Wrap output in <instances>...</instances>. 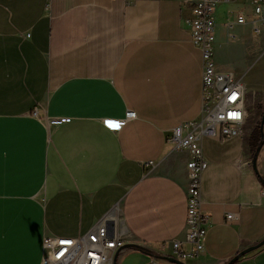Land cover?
Here are the masks:
<instances>
[{"label": "crops", "instance_id": "0c3cea01", "mask_svg": "<svg viewBox=\"0 0 264 264\" xmlns=\"http://www.w3.org/2000/svg\"><path fill=\"white\" fill-rule=\"evenodd\" d=\"M196 1L0 0V264H41L45 236L77 237L115 206L117 264H175L189 154L168 138L202 112L203 56L186 23ZM251 1L216 3L215 61L264 110V31L236 22ZM259 125L201 137L208 231L186 263L229 264L264 239ZM232 264H264V245Z\"/></svg>", "mask_w": 264, "mask_h": 264}, {"label": "built area", "instance_id": "2783aa9c", "mask_svg": "<svg viewBox=\"0 0 264 264\" xmlns=\"http://www.w3.org/2000/svg\"><path fill=\"white\" fill-rule=\"evenodd\" d=\"M220 1L199 0L192 6L186 23L192 30V41L202 51V112L198 119L177 126L168 138L177 149L188 151L186 167L187 218L185 237L171 245V256L184 262L198 257L204 251L208 217L202 211V174L206 160L201 145L203 136L231 137L242 132L246 122L248 93L240 77L233 72H222L215 61L216 19L215 7ZM253 15H236L237 23L250 21L255 32L264 30V0H252ZM231 26V24H229ZM137 117L134 110L126 112L125 120ZM62 118L60 122H68ZM124 121L107 119L121 125ZM153 163V162H152ZM234 215L229 213L227 220ZM119 207L115 206L86 233L77 237L45 236L41 264H114L115 256L125 247L124 229L119 227ZM189 244V249L185 245ZM165 249V245H161Z\"/></svg>", "mask_w": 264, "mask_h": 264}, {"label": "water", "instance_id": "95a60500", "mask_svg": "<svg viewBox=\"0 0 264 264\" xmlns=\"http://www.w3.org/2000/svg\"><path fill=\"white\" fill-rule=\"evenodd\" d=\"M259 130H260V133H261V141L255 151V154H254V158H253V166H254V169L256 171V173L259 174V170H258V167H257V159H258V155L260 153V150L264 144V110H263V113H262V116H261V120H260V125H259ZM260 178H261V175L259 174ZM264 245V239L262 241H260L259 243H257L256 245H253V246H250L244 250H242L238 255H236L230 262L229 264H232L233 262L237 261L240 257L246 255L247 253L253 251V250H256L258 248H260L261 246ZM117 257H118V254H116L115 256V261H114V264H117ZM169 261L175 263V264H188L182 260H179L175 257H167Z\"/></svg>", "mask_w": 264, "mask_h": 264}, {"label": "rangeland", "instance_id": "374dc122", "mask_svg": "<svg viewBox=\"0 0 264 264\" xmlns=\"http://www.w3.org/2000/svg\"><path fill=\"white\" fill-rule=\"evenodd\" d=\"M264 31V30H263ZM255 67L253 68L254 71ZM252 71V73H253ZM247 105H248V112L246 117V122L248 123H254L255 125H259L261 116L263 113L262 108L260 107V103H255L253 101V97L248 96L247 98Z\"/></svg>", "mask_w": 264, "mask_h": 264}, {"label": "snow or ice", "instance_id": "6c2138e0", "mask_svg": "<svg viewBox=\"0 0 264 264\" xmlns=\"http://www.w3.org/2000/svg\"><path fill=\"white\" fill-rule=\"evenodd\" d=\"M109 127L118 128L119 124L115 122H109Z\"/></svg>", "mask_w": 264, "mask_h": 264}, {"label": "trees", "instance_id": "16d2710c", "mask_svg": "<svg viewBox=\"0 0 264 264\" xmlns=\"http://www.w3.org/2000/svg\"><path fill=\"white\" fill-rule=\"evenodd\" d=\"M261 181H262V183L264 184V178L261 177Z\"/></svg>", "mask_w": 264, "mask_h": 264}]
</instances>
